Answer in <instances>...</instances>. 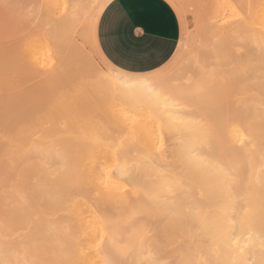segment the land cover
<instances>
[{"label": "bare ground", "instance_id": "1", "mask_svg": "<svg viewBox=\"0 0 264 264\" xmlns=\"http://www.w3.org/2000/svg\"><path fill=\"white\" fill-rule=\"evenodd\" d=\"M98 1L50 0L54 24L61 34L65 31L63 36L58 35L60 38H54L53 44L71 50L68 52L72 55H68L74 58L71 59L73 67L66 66L69 57L61 59L58 54L62 49L57 50L58 47L60 59L37 75L35 66L42 63H38L35 56L39 48L35 50L32 45L31 55H25L30 56L26 60L27 68H24L23 59V73L34 81L39 78L40 85L35 82L31 85L24 82L20 87L14 85L16 91L22 93L41 88L40 92L50 96L48 102L64 115V134L60 135L61 130L54 127L59 141L50 142L41 152L50 155L60 150L65 157L72 154L75 157L79 198L77 248L90 257L91 263L104 264L105 253L98 251L97 244L102 234L106 240L112 235L123 241L119 258L128 264L146 259L153 252L162 261L175 260L176 264H182L193 260L199 264L205 256L214 258L230 235L229 244L233 247L248 244L253 252L249 258L259 260V249L253 245H258L264 222V56L251 51L240 53L235 46L237 41H250L252 32L247 35L249 32L246 34L236 26L229 28L227 24L228 34H219L227 35L229 40L224 43L225 47L221 44L222 47H218V52L222 50L218 59L222 57L224 68L216 72L205 71L202 60L191 59L190 65L182 68L175 77L153 76L167 81L169 91L162 93L160 89L148 87L143 78L127 77L111 69H102L95 78H89L93 67H101L75 40L72 26L75 27L78 15L91 12V5H97ZM221 1L212 9L211 16L220 22L215 25L218 27H221L223 17L230 16L231 13H227L235 10V0ZM240 1H236V7L244 4L247 8L246 4L252 0L248 3ZM252 11L256 10L252 8ZM238 25L243 27L244 22ZM37 37L42 38L41 35ZM44 50L42 53L47 54ZM6 51L8 49L4 53ZM4 53L0 56L5 57ZM215 61L214 66L221 64L217 58ZM15 66L20 67L19 64ZM193 96L199 108L194 116L185 115L192 108L188 101ZM6 102L8 108L19 107L22 103L10 100L0 104L4 106ZM169 125L172 126L170 132ZM162 127L167 154L158 153L153 147L154 144L159 146ZM16 168L15 159L0 154V175L7 185L0 194V202H6L8 198V205L20 210L27 199L22 194V183L10 181ZM128 169H131L130 173ZM82 174L89 178L82 179ZM101 181L110 185L111 191H105ZM34 214L27 208L19 213L20 228L27 230L22 232L27 238L24 242H31L22 248V253L15 251L21 260L25 257L33 260L37 251H60L64 249L63 238H69L68 233L62 235L56 224H41ZM42 235L45 243L39 244L37 240ZM2 244L0 259L5 258ZM101 247L110 248L111 243Z\"/></svg>", "mask_w": 264, "mask_h": 264}, {"label": "rangeland", "instance_id": "2", "mask_svg": "<svg viewBox=\"0 0 264 264\" xmlns=\"http://www.w3.org/2000/svg\"><path fill=\"white\" fill-rule=\"evenodd\" d=\"M49 1L50 0H10V3L13 5L12 8L8 9L7 11L0 9V55L2 54V56H4V51L8 49V52L6 51L7 54L4 53L5 57L0 56V58L2 57L1 59H3L2 63L5 62V64L0 65V102L10 100L22 102L20 103L19 107L11 106L9 108V104L7 102L4 104V106L0 104V154H3L5 157L10 155L16 161L17 168L12 172L13 174H11L10 181L13 184L19 181L22 183V185L20 186L22 188V194L24 195V199H27H25L26 201L22 203V208H20V210L25 211V208H27L28 211H34V215L37 216L41 224H56L57 227L61 230L62 235L64 233H68L67 235L69 236L67 240L65 239V237L63 238L62 244H64V249L57 252L37 251L36 255L34 254L33 258L39 261V264H68L69 261L71 262V264H93L90 261V257L84 255L85 253H82V250H79V248H77L75 242L77 240L76 212L79 205V198L77 195L78 186L76 182L75 172V157L73 154L69 157H65L60 154V150L53 152L50 155H45L43 152H41L50 142L59 141V135L54 127H58L61 130V132L59 133L60 135L64 134V115L62 112H57L52 104L48 102V100L50 99V96L48 94L40 92L41 88L39 90H35V88L38 86L35 85L36 87L33 89L35 91H28L23 93L20 91H16L15 87H20V85H22L21 83L25 84L24 82L30 85L35 82L40 85L39 78H35L37 80L36 82V80H32L29 76L23 73V71H25L24 68H27L28 66L27 61L30 57H25V55H31L34 47L35 50L39 48L38 50H36L35 56L37 55L36 57L38 63H42V65L37 64L35 66V69L38 73H36L37 75L43 74L45 72V69H48L54 61L57 62V59H60L58 55H61V59L65 56L63 60L65 58L67 59L68 56V61H65L68 62L66 63V66L69 68L73 67L71 66V64L73 65L72 60H74V58H70L72 52H68L71 50L67 51L66 49L68 47H65L64 50L63 46H60L61 48L58 46V48L57 45L59 44H53V42L56 41L54 40V38L56 39L58 35L63 36L65 34V31H62L61 34L60 29L57 28V24H54V10L51 9L53 8V6L51 7L49 5ZM106 1L107 0H99L97 5H91V8L93 9L92 11V9L90 8L91 12H87L85 14L84 12H81L82 15L77 16L75 27L74 25L72 26L74 31H72V33L75 40L78 43L80 42L79 44L92 54L94 61L97 62L100 67L103 66L104 70L113 68L103 59L99 51L94 50L92 47L95 44V28L98 16ZM179 1L180 2L178 3V9L176 5L175 7L180 16L179 19H181V32L177 41L176 50L163 67L158 68L155 73L152 72L146 74L145 76L175 77L177 72H180V70L182 71V68L184 69V67L190 65L191 61L196 58L202 60L203 64H205V71L216 72L223 69L224 61L221 63L222 57L220 60L218 59L222 55V50L220 52H218V50L223 45L225 47L226 44L224 43L229 40L227 39L228 36L225 34L232 26L241 28L246 32V34L247 32H249V34L247 35H250L252 32V35H250L251 39L247 36V39H250V41L245 38L249 43L247 41H244V39L243 41H237V44L235 46L240 53L251 51L252 53H255V55L259 54L260 57L264 56V16H262L264 15V1L261 0V2L260 0H249L251 3L246 4V8L244 4H242V6H240L241 4H239V6L236 7L240 0H238V3L236 2L237 0H235L234 2L236 11L232 10L228 12L227 14H233H230V16L226 15L222 19V25H226V27L224 26V28L227 29H224L222 25L221 27L215 26L217 24L219 25L220 22H216L211 18V16L213 15L212 9H214V6H216L221 0ZM245 1H247V3L249 2L248 0ZM245 1L240 2L245 3ZM221 2H224V0H222ZM260 6H262L263 8H260ZM252 8L256 11H252ZM251 11L255 13H252ZM245 14L247 16H245ZM252 14H254V16ZM89 15H92L91 18ZM50 16L52 18H50ZM227 16L228 18H226ZM241 18L243 20H241ZM238 19H240L241 21L237 22ZM232 22L237 25H234ZM243 22V27L241 25H238H243ZM52 24L56 26H53ZM227 24H229V28L227 27ZM249 25H251L250 29ZM247 29L248 31H246ZM258 29L263 30L259 31ZM66 30L70 32L69 29ZM256 31H259L260 33L257 32V34ZM222 32L225 33H223L225 35V38L224 35H221ZM29 34L33 36L31 37ZM40 35L42 37L41 39L37 37ZM254 35H256V37L260 36L259 38L261 39L257 40L259 38L256 39ZM33 38H36L35 40L37 42ZM252 39H254V44L253 42H251ZM31 40L34 41L32 42V44L29 43V41L31 42ZM238 42L240 44L241 42L244 43L240 46ZM38 43L41 45H39ZM220 44L222 45L221 47ZM25 45H27V47L28 45L30 46L29 51L27 50V47L26 50L24 49ZM32 45L33 48H31ZM49 45L51 47H49ZM259 46H262L261 52V48ZM257 47H259L260 49ZM43 49L47 50L48 53H42ZM56 49H60V51L62 49V53L63 50L65 52L67 51L68 53L66 52L67 55L66 53H63L62 56V53L58 54V51ZM22 50H25V52ZM9 51H11L12 54ZM53 52H55L56 55ZM16 53H19L17 54L18 56H16ZM69 53L70 56L68 55ZM218 54L221 55L219 56ZM8 56L11 57V59ZM42 56H44V58H42ZM7 57L9 62L6 60ZM215 58H217L218 64L221 63L222 66H220L221 64L214 66L216 63ZM23 59L25 60V62L23 61ZM23 62L26 63V67L24 68L22 67L24 66ZM13 64H19L20 67ZM3 66L4 68H2ZM217 66L220 67L218 68ZM174 82H176L175 79ZM21 157H24V159L21 160ZM2 177L3 176L0 175V194L7 186L5 185ZM9 201L10 200L7 198L6 202H0V243L2 244L5 243V241L11 240L12 252L9 253V255L12 259H16L17 255L15 254V251L22 253V248H26L27 245L29 246L31 244V242L29 244H26L24 242L27 238L22 235V232L26 233L27 230L26 228H20V210H18L17 207L13 205L9 206ZM44 238V235H42L40 239L37 240V243H45Z\"/></svg>", "mask_w": 264, "mask_h": 264}, {"label": "crops", "instance_id": "3", "mask_svg": "<svg viewBox=\"0 0 264 264\" xmlns=\"http://www.w3.org/2000/svg\"><path fill=\"white\" fill-rule=\"evenodd\" d=\"M179 2V0H107L98 16L93 49L98 50L112 68L113 65L105 58L106 54L124 69L134 70L123 71L115 68V72L127 77L143 78L152 72L148 71V64L136 59L141 52L162 48L165 52L171 53L170 59L176 50L181 32V19L176 10ZM110 4L112 7L108 8ZM106 9L107 13L101 20ZM101 48L106 49V53L102 52ZM142 70L144 71L141 72Z\"/></svg>", "mask_w": 264, "mask_h": 264}, {"label": "snow or ice", "instance_id": "4", "mask_svg": "<svg viewBox=\"0 0 264 264\" xmlns=\"http://www.w3.org/2000/svg\"><path fill=\"white\" fill-rule=\"evenodd\" d=\"M13 5L10 3V0H0V9L7 11L8 9L12 8ZM42 7V6H41ZM112 5H108V8H111ZM107 9L105 13L102 14L101 20L103 16L106 15ZM102 52L106 53V49L101 48ZM171 55L170 52H165L162 48H153L149 50H145L140 53L136 59L141 63H146L149 65L148 71L155 73L157 68L163 67L165 63L168 61L169 56ZM159 57V59H157ZM106 59L113 65V69L110 71H114L115 68H120L123 71H134L132 69H124L122 65H119L116 61L111 60L110 56H107ZM155 61V63H152ZM103 66L101 68L93 67L92 71L89 73V78H95L96 73L102 71ZM142 70L141 72H143ZM104 79V76L100 77ZM144 81L146 85L153 89H160L162 93L168 92V84L167 81L155 78L153 76H144ZM188 103L192 105V108L189 112L185 113V115H195L196 110L199 108L195 96H193ZM172 130V126H168V131ZM165 134H164V127L161 128V135H160V143L157 147L155 144L153 145L156 152L161 154H167V147L165 145ZM129 173L131 169H128ZM82 179H88L86 174H82ZM103 184V181H101ZM103 188L105 191H111V187L108 184H103ZM147 223L145 224V228H147ZM126 230V229H125ZM231 239L230 235L225 238L224 248L219 251L216 256L213 258L212 256H205V258L199 262V264H264V222L261 224L260 233L258 237V245H253V247H258L259 249V260L250 259L249 256L253 255L252 250L248 244L244 245L243 247H233L228 241ZM111 243V247H104L102 248L101 245H107ZM11 240L5 241L4 243V251H5V258L0 259V264H39L37 260H28L25 257L23 260L16 258L12 259L9 253L11 252ZM124 247L122 240H116L114 236L109 235L106 237L105 235H101L100 243L97 244V249L99 252H104V264H128V262L124 259H120V253ZM68 264H71L69 261ZM132 264H176L175 260H168L162 261L160 256L153 252L148 258L141 259L139 261H133ZM182 264H197V262L193 260L183 261Z\"/></svg>", "mask_w": 264, "mask_h": 264}]
</instances>
